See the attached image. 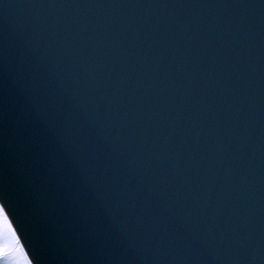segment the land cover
<instances>
[{
	"label": "water",
	"instance_id": "95a60500",
	"mask_svg": "<svg viewBox=\"0 0 264 264\" xmlns=\"http://www.w3.org/2000/svg\"><path fill=\"white\" fill-rule=\"evenodd\" d=\"M37 117L115 205L129 256L69 234ZM124 174L191 246L141 226ZM0 195L38 264H264V0H0Z\"/></svg>",
	"mask_w": 264,
	"mask_h": 264
},
{
	"label": "snow or ice",
	"instance_id": "6c2138e0",
	"mask_svg": "<svg viewBox=\"0 0 264 264\" xmlns=\"http://www.w3.org/2000/svg\"><path fill=\"white\" fill-rule=\"evenodd\" d=\"M34 132L42 148L53 159L55 171L63 185L57 206L61 220L70 228L69 234L73 235L75 231L89 232L92 229L107 245L113 246L121 257L129 256L136 250L135 245L122 227H114L117 222L115 205L107 201L104 194L95 187L88 169L67 150L64 138L43 118H36ZM121 180L130 205H142L143 215L138 221L142 227L147 225L158 229L162 239L173 233L183 236L191 246L192 237L188 235L186 223L171 211L166 201L158 199L154 190L145 188L132 175L124 174ZM124 241L128 242L127 245ZM0 264H38V258H34L22 243L3 195H0Z\"/></svg>",
	"mask_w": 264,
	"mask_h": 264
}]
</instances>
